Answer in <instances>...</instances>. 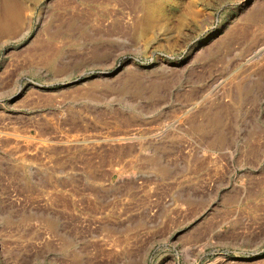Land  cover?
Segmentation results:
<instances>
[{
	"label": "rangeland",
	"instance_id": "1",
	"mask_svg": "<svg viewBox=\"0 0 264 264\" xmlns=\"http://www.w3.org/2000/svg\"><path fill=\"white\" fill-rule=\"evenodd\" d=\"M0 264H264V0H0Z\"/></svg>",
	"mask_w": 264,
	"mask_h": 264
}]
</instances>
